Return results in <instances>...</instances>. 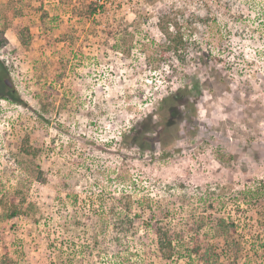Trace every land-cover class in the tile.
Returning a JSON list of instances; mask_svg holds the SVG:
<instances>
[{
    "label": "rangeland",
    "instance_id": "obj_1",
    "mask_svg": "<svg viewBox=\"0 0 264 264\" xmlns=\"http://www.w3.org/2000/svg\"><path fill=\"white\" fill-rule=\"evenodd\" d=\"M2 73L0 264H264V0H0Z\"/></svg>",
    "mask_w": 264,
    "mask_h": 264
},
{
    "label": "trees",
    "instance_id": "obj_2",
    "mask_svg": "<svg viewBox=\"0 0 264 264\" xmlns=\"http://www.w3.org/2000/svg\"><path fill=\"white\" fill-rule=\"evenodd\" d=\"M180 42H181V41H178V43H180ZM4 76H5L4 73L0 74V81H1L3 84H5V81H6V80L4 79V78H5Z\"/></svg>",
    "mask_w": 264,
    "mask_h": 264
},
{
    "label": "built area",
    "instance_id": "obj_3",
    "mask_svg": "<svg viewBox=\"0 0 264 264\" xmlns=\"http://www.w3.org/2000/svg\"><path fill=\"white\" fill-rule=\"evenodd\" d=\"M97 1V0H96Z\"/></svg>",
    "mask_w": 264,
    "mask_h": 264
}]
</instances>
